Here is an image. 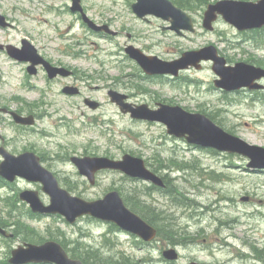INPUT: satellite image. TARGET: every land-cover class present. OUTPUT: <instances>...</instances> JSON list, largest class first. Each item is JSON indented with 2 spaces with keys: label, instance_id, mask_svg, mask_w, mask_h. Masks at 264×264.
I'll list each match as a JSON object with an SVG mask.
<instances>
[{
  "label": "rangeland",
  "instance_id": "rangeland-1",
  "mask_svg": "<svg viewBox=\"0 0 264 264\" xmlns=\"http://www.w3.org/2000/svg\"><path fill=\"white\" fill-rule=\"evenodd\" d=\"M170 1L191 16L195 34L178 36L161 19H138L131 9L136 0H80L89 19L106 25L118 33L116 37L91 31L78 13L70 12V0L0 1L1 7L13 12L9 15L15 26L12 31H0V38L27 35L36 46L60 55L67 66L92 79L80 86L78 97L63 96L60 85L52 86L43 101L52 103L55 111L41 109L37 125L17 145L35 147L45 155L43 166L72 195L94 201L117 191L130 210L150 218L159 232L151 244H143L89 217L70 225L57 215H32L19 194L38 191L48 204L40 185L17 180L5 186L0 181V224L15 236L0 235V264H8L11 251L18 246L45 241L61 243L70 257H79L73 251L82 248V253L96 251L120 264H264V171L246 170V157L198 148L169 136L162 124L133 121L109 100L107 92L114 90L133 95L137 103L179 106L212 118L248 144L264 147V125L257 124L264 120V110L251 108L249 94L219 93L211 64H203L200 71L188 70L177 79L148 77L125 53L127 46H133L146 55L173 61L184 52L213 45L231 65L264 62V32L242 34L221 19L213 32L203 29L207 5L220 0ZM21 71L0 61V94L19 86ZM34 85L43 87L44 83ZM34 91L21 93L22 99L37 103L40 96ZM86 98L101 106L90 109ZM1 134L9 139L14 135L11 129ZM125 154L149 164L152 172L168 182L170 192L161 194L156 187L115 171L98 173L91 186L67 158L86 155L119 160ZM166 249H174L178 259L165 262L162 252Z\"/></svg>",
  "mask_w": 264,
  "mask_h": 264
},
{
  "label": "water",
  "instance_id": "water-1",
  "mask_svg": "<svg viewBox=\"0 0 264 264\" xmlns=\"http://www.w3.org/2000/svg\"><path fill=\"white\" fill-rule=\"evenodd\" d=\"M71 1V10L81 13L83 22L91 30L105 32L111 36L116 35L107 26L99 27L90 21L81 10L79 0ZM131 8L140 19L154 16L168 21L171 25L169 29L178 35L182 34V30L195 33L191 18L169 0H136ZM219 17L239 32L261 29L264 27V0L256 2L221 0L210 4L203 13V29L209 32L213 31L214 23ZM0 24H2V18H0ZM27 45L25 44L21 53L11 54V56L19 61L29 60L31 56L32 64L43 62V60H37L35 48L30 44ZM125 52L137 62L148 76L172 75L176 77L182 70L189 67L198 70L201 68V62L211 61V69L218 77L214 81V85L225 92H234L243 88L252 90L255 88L253 82L264 77V70L250 64L241 62L233 66L227 65L226 60L218 55L217 49L212 45L197 51L185 52L180 58L171 62L162 61L155 56L144 55L140 50L131 46L127 47ZM47 71L53 74L52 71H56V69L47 68ZM108 96L110 101L119 107L121 113L129 114L134 120L159 122L166 127L168 135L179 139L184 138L189 145L238 154L248 158V169L264 170V148L249 145L240 138L227 133L203 114L189 113L179 106L165 104H159L156 110H151L146 105L132 108L131 105L123 103L126 97L114 91H109ZM89 106L95 110L98 104L92 103ZM12 116L16 123L29 126L33 124L31 117L23 118L16 114H12ZM0 156L3 158V161L0 162V177L2 179L12 183L18 177L27 182L39 183L42 186V192L48 196L49 204L44 205L36 191L27 190L19 194L20 200L29 205L32 213L60 215L69 224H74L77 219L83 216H89L105 223H112L122 231L145 242H150L155 238L156 230L140 216L130 211L116 191L108 192L101 199L86 201L61 188L54 174L40 164L39 158L35 154L26 152L15 157L1 147ZM70 161L77 168L79 174L85 176L91 185L94 184L95 174L98 171L113 170L132 179L164 187L162 180L146 168L142 159L129 154L124 155L120 160L106 157H72ZM0 235L6 238L12 237L1 227ZM163 256L167 260H176L177 258L172 249L165 251ZM8 262L9 264H83L79 260L71 259L62 246L55 241H46L39 245L24 243L11 251Z\"/></svg>",
  "mask_w": 264,
  "mask_h": 264
},
{
  "label": "flooded vegetation",
  "instance_id": "flooded-vegetation-1",
  "mask_svg": "<svg viewBox=\"0 0 264 264\" xmlns=\"http://www.w3.org/2000/svg\"><path fill=\"white\" fill-rule=\"evenodd\" d=\"M9 12L13 13L9 8L6 9L5 7L0 6V16H1L0 18H2V24H0V31L9 32L14 30L15 28L13 20L10 19L11 16L9 15ZM261 31H264V29H261ZM25 42H29V44H32L35 47L37 51V60H43V62H39V64H32L31 56L29 57V60H22V61H19L13 58V56H11V54L16 55L17 53H21L24 49L25 44L26 46H28L27 43ZM48 51L49 49H46L45 47L36 46L33 43V40L31 38H28L27 35L26 37H20L19 39L17 37L12 38L9 35L4 36V38L2 37L0 38V61H2V64L6 63L14 68H21L22 70L19 86L18 87L14 86L13 90L10 91L8 94L5 95L0 94V148L3 147L9 154L15 157L20 156L26 152L33 153L39 158L40 163L42 165L46 163L47 160L45 155L41 154L38 149L31 146L30 147L23 145L20 146L17 144H20V142L23 141V138H25L26 133L31 131L32 128L37 125V122L39 120L38 113L42 112L41 109L47 108L46 110L52 109L55 111V109H53V104L46 102L44 103L43 99H46V94L52 92V86H56V85H60V93L63 96L78 97L81 95L80 86L83 83H88L92 80L91 77H87L85 75L83 76V74L79 70L67 66L60 59V55H55L52 52L49 53ZM32 60H34V58H32ZM228 63L230 64L229 61ZM249 64H252L256 68H260L264 70V62L256 60ZM47 68L50 70L51 68H54L56 69V71H52L53 74H51L47 71ZM87 78H89V80H87ZM40 82L44 83L43 87H38L37 85H34V83H40ZM253 87L255 88L252 90L241 89L239 91L231 92V93H225L221 90H217V91L223 95H228V96H235L237 94H244V95L249 94V96L251 97V108L256 109L257 107L260 106V108L264 110V77L255 80L253 82ZM34 90H36L40 96V100L37 103L26 102L22 99L21 93H25V92L35 93ZM121 95L126 97V99L123 100L124 103L130 104L131 106H133V108H136L139 105H146L150 109H155L159 104H166L162 102H154V104L152 105L148 103H137L133 101V95L131 94H121ZM84 103L87 107H89L90 104L98 103V102L94 101L91 98H86L84 99ZM98 104L100 107L101 106L100 103ZM12 114H16L23 118L31 117L33 121V125L28 126V125L16 123L14 121ZM257 124L264 125V120L258 121ZM6 129H11L13 131L14 135L10 139L1 134L2 131ZM12 141H14V143H10ZM85 156L86 155L77 156V157H85ZM72 157L69 156L67 158L70 160ZM1 161L2 160H0V162ZM146 166L151 170V166L149 164L148 165L146 164ZM97 174H95V178ZM95 178H94V184H95ZM160 178L162 177L160 176ZM162 180L166 188L157 189V191L160 190L159 192H161V194H168L170 192L171 187H169V184L165 179ZM14 237L15 236L13 235L11 238Z\"/></svg>",
  "mask_w": 264,
  "mask_h": 264
},
{
  "label": "trees",
  "instance_id": "trees-1",
  "mask_svg": "<svg viewBox=\"0 0 264 264\" xmlns=\"http://www.w3.org/2000/svg\"><path fill=\"white\" fill-rule=\"evenodd\" d=\"M212 119V118H211ZM213 120V119H212ZM214 121V120H213ZM134 209H136V208H138V207H136L135 208V206L133 207ZM142 208H144V207H142ZM140 209V208H139ZM141 210V209H140ZM132 211H134V212H136L137 214L138 213H141V212H139V210L137 211V209L136 210H132ZM142 211V210H141ZM142 214V213H141ZM141 214H138V215H140L147 223H149L150 225H152V226H154L153 225V223H152V221H151V219L150 218H148V217H146V216H143V214L141 215ZM0 226H2L1 224H0ZM112 226V225H111ZM113 227H115V226H113ZM116 228V227H115ZM61 244V243H60ZM62 245V244H61ZM63 246V245H62ZM64 247V246H63ZM65 248V247H64ZM73 251V250H72ZM82 251H83V249L81 248L78 252H74L73 251V253H75V254H77V255H79V257H77V256H75V255H73V254H71V258L73 257L74 259H77V260H80L83 264H120L118 261H116V262H109V260H112L111 258H109V259H106V258H102L101 257V254L99 253V252H96V251H85V252H83L82 253ZM68 252V251H67ZM68 253H70V252H68ZM85 254H86V256H85ZM105 261V262H104Z\"/></svg>",
  "mask_w": 264,
  "mask_h": 264
}]
</instances>
